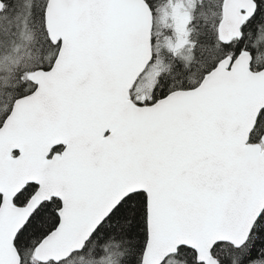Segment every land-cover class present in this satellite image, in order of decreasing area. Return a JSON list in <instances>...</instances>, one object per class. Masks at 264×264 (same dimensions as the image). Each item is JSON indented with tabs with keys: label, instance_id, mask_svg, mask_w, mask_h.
Masks as SVG:
<instances>
[{
	"label": "snow or ice",
	"instance_id": "6c2138e0",
	"mask_svg": "<svg viewBox=\"0 0 264 264\" xmlns=\"http://www.w3.org/2000/svg\"><path fill=\"white\" fill-rule=\"evenodd\" d=\"M0 264H264V0H0Z\"/></svg>",
	"mask_w": 264,
	"mask_h": 264
}]
</instances>
